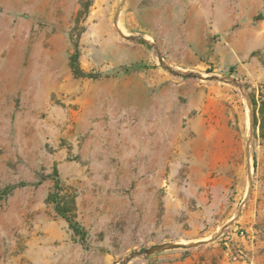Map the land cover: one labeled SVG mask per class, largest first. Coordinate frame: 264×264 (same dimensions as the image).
Returning <instances> with one entry per match:
<instances>
[{
    "label": "rangeland",
    "instance_id": "374dc122",
    "mask_svg": "<svg viewBox=\"0 0 264 264\" xmlns=\"http://www.w3.org/2000/svg\"><path fill=\"white\" fill-rule=\"evenodd\" d=\"M204 1L0 0V264H264V0Z\"/></svg>",
    "mask_w": 264,
    "mask_h": 264
},
{
    "label": "water",
    "instance_id": "95a60500",
    "mask_svg": "<svg viewBox=\"0 0 264 264\" xmlns=\"http://www.w3.org/2000/svg\"><path fill=\"white\" fill-rule=\"evenodd\" d=\"M127 38L128 39H140V38L145 39L142 35L127 36ZM159 60H160L161 64L166 69H168L171 73L176 74V75H180V76H184V77L210 79V80L218 79V80H224L227 82H234L233 79L222 78V77L217 76V75L204 76V75L197 73V72H183V71L171 66L170 64L166 63L161 54H159ZM201 242H203V241H201ZM195 245L196 244H188V243H182V242H160V243L150 245L148 247H144L140 250H137L130 255L124 256L119 261H117L115 264H117V263L128 264L130 261L134 260L137 257H147L151 254H154L155 252H158V251H163V250H168V249H178V248H189V247H192Z\"/></svg>",
    "mask_w": 264,
    "mask_h": 264
},
{
    "label": "trees",
    "instance_id": "16d2710c",
    "mask_svg": "<svg viewBox=\"0 0 264 264\" xmlns=\"http://www.w3.org/2000/svg\"><path fill=\"white\" fill-rule=\"evenodd\" d=\"M78 53H76L71 60V64H72V68L74 73L77 76H91L89 73H85L84 71H82V69L79 66L78 63ZM260 129L262 132V136L264 137V100H262V103L260 104ZM256 113V112H255ZM259 122V118L257 117V115L255 114V125H257ZM9 191V189H0V196L6 194ZM51 199L56 203L57 208L59 209V211L62 213V215L68 220L71 228L74 230V232L78 235H80L82 238L85 237L86 235V231L84 230V228L81 226V224L77 221H75L71 216L66 214L64 205L62 204V202L60 201L58 195H53L51 197Z\"/></svg>",
    "mask_w": 264,
    "mask_h": 264
},
{
    "label": "crops",
    "instance_id": "0c3cea01",
    "mask_svg": "<svg viewBox=\"0 0 264 264\" xmlns=\"http://www.w3.org/2000/svg\"><path fill=\"white\" fill-rule=\"evenodd\" d=\"M210 3V0H208ZM207 0L204 1V3L196 2V3H183L184 9H189V11H208L210 10L209 6H206ZM231 19H224L223 25H230ZM228 22V23H227ZM179 254H171V255H161L159 257H156V261L153 264H200V259L196 257H187V258H177Z\"/></svg>",
    "mask_w": 264,
    "mask_h": 264
}]
</instances>
